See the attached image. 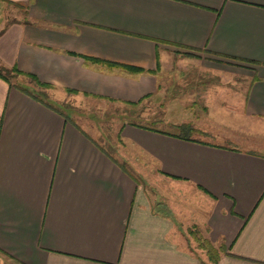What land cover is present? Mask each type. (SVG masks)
Segmentation results:
<instances>
[{
	"label": "crops",
	"instance_id": "crops-1",
	"mask_svg": "<svg viewBox=\"0 0 264 264\" xmlns=\"http://www.w3.org/2000/svg\"><path fill=\"white\" fill-rule=\"evenodd\" d=\"M174 58L244 77L239 113L264 121V0H0V65L18 74L0 77V264H209L198 239L216 264H264V153L121 128L159 188L192 197L198 222L176 198L157 205L81 126L21 91L141 106L163 93ZM205 122L181 126L207 134Z\"/></svg>",
	"mask_w": 264,
	"mask_h": 264
},
{
	"label": "rangeland",
	"instance_id": "rangeland-1",
	"mask_svg": "<svg viewBox=\"0 0 264 264\" xmlns=\"http://www.w3.org/2000/svg\"><path fill=\"white\" fill-rule=\"evenodd\" d=\"M8 77L11 81L15 79L12 75ZM161 79L163 93L150 99L148 104L135 109L100 99L73 97L69 101L59 102L65 107H60L59 111L81 126L114 158L124 163L119 146L122 142L125 145L124 151L127 152L126 167L138 178L139 183L145 185L147 193L157 205H165L176 198V203H180L182 208L186 206L190 209L192 197L188 199L187 196L178 194L175 185L162 189L158 187L154 162L131 141L123 139L121 134L119 136L121 128L127 122L135 121L141 126L170 135H183L264 153V146H251L249 143V138L264 141V121L254 122L241 117L239 108L243 104L247 81L237 73L208 71L198 63L184 59L176 61L174 58L169 61V66ZM50 94L57 96L54 90H50ZM48 101L58 103L51 98ZM195 118L206 119L203 127L207 134L182 132L180 126ZM197 200L193 202L194 206L196 205L197 209L199 206L206 209L205 204ZM195 212L197 217L193 215L191 209L190 212L185 211L195 221L197 219L198 222L201 221L205 214L202 216L199 211Z\"/></svg>",
	"mask_w": 264,
	"mask_h": 264
},
{
	"label": "trees",
	"instance_id": "trees-1",
	"mask_svg": "<svg viewBox=\"0 0 264 264\" xmlns=\"http://www.w3.org/2000/svg\"><path fill=\"white\" fill-rule=\"evenodd\" d=\"M85 60L86 61L93 62V63L103 64V65L106 64V63H104L102 61H99V60H92V59H87V58H85ZM106 65H109V67H110L111 64H106ZM125 69L128 70V71H130V72H132V73H141V72H144V70L138 69V68L125 67ZM8 75H12L15 78V77H17L18 74H17V72L15 74V73H13L12 70H7L6 68H4V67H2L0 65V77L4 78L7 81H10ZM22 75L25 76V77H27V78H29L30 80H32L36 84V86L39 87V88H41V89H47V90L48 89H53L49 85H45V84L39 83L33 76H29V75H25V74H22ZM21 91L24 92L25 94H27V95L35 98L36 100H38L39 102L43 103L44 105L50 107L54 111H57L58 112L59 109L65 108V107H63V105H61L59 103L49 102L47 96L45 95V93H42V92H32V91H28V90H26L24 88H21ZM66 92H67V94H70V95H76L77 94V92L71 91V90H67ZM85 96L86 97H89L88 95H85ZM92 97L94 99H104V101H107L109 103H115L116 102L113 99L101 98V97H97V96H92ZM149 97H150V95L145 96V98H149ZM139 103H140V101L137 102V103H129V102H127V103H123V105H125V106H127L129 108L135 109L136 107L139 106ZM59 112H61V111H59ZM126 124H128L130 126H133V127L144 128V129H147V130H150V131H154V132H157V133H161V134L170 135V134L165 133V132H162V131H158V130L150 129L149 127L141 126V125L137 124L135 121H130V122H127ZM180 129L182 130V132H185V134L186 133L187 134L200 133L198 131H195L194 129H191L189 125L180 126ZM121 130L119 132V136L121 134ZM175 137H179V138L185 139V140H191V137H187V136H183V135H176ZM119 140L121 141V137H120ZM100 150L111 161H113L114 163L118 164L119 167L125 173L129 174L130 176H132L133 180H135V181H137V183H139L138 178L135 177L133 175V173L130 170H128V168L126 167V164H127L126 163L127 162L126 160H124V163L119 162L109 152H107L103 147L100 146ZM140 184H143V183H140ZM190 235H193V233L191 232ZM197 243H198L199 249H202L203 251H205L206 256L208 258V261H209V264H216V262L218 261V258H219V255L217 254V251L218 250L209 242V240L208 239H198Z\"/></svg>",
	"mask_w": 264,
	"mask_h": 264
}]
</instances>
